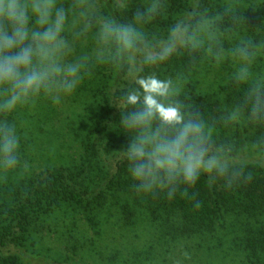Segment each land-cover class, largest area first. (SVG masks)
Masks as SVG:
<instances>
[{"label": "clouds", "instance_id": "clouds-1", "mask_svg": "<svg viewBox=\"0 0 264 264\" xmlns=\"http://www.w3.org/2000/svg\"><path fill=\"white\" fill-rule=\"evenodd\" d=\"M239 6L225 12L188 0H0V169L16 170V116L39 99L76 95L97 70L124 73L117 107L118 152L139 193L165 191L203 176L231 187L264 166V23L251 28ZM251 8L264 7L246 4ZM161 22L164 26L161 27ZM184 60L183 70L162 66ZM210 74L231 91L216 111L190 101L188 87Z\"/></svg>", "mask_w": 264, "mask_h": 264}, {"label": "rangeland", "instance_id": "rangeland-1", "mask_svg": "<svg viewBox=\"0 0 264 264\" xmlns=\"http://www.w3.org/2000/svg\"><path fill=\"white\" fill-rule=\"evenodd\" d=\"M217 10L239 6L245 23L255 28L264 23L260 0H208ZM172 65L165 74L183 70ZM112 69H100L86 80L75 96L53 105L39 99L16 116L21 134L20 163L16 170L0 169V195L20 183L52 168H67L81 175L86 188L105 184L107 171L130 138L113 143L109 137L95 140L96 117L100 116L103 87ZM189 85L192 103L199 96L220 104L231 91L215 75L210 83L196 79ZM96 146V148H95ZM99 150V157L95 151ZM101 160V161H100ZM113 173V172H112ZM179 213L172 210L166 193H139L117 187L106 194L104 205L82 208L63 203L49 214H40L31 229L22 264L30 259L60 264H264V252L249 247L264 229V209L230 211L211 232H191L184 228Z\"/></svg>", "mask_w": 264, "mask_h": 264}, {"label": "trees", "instance_id": "trees-1", "mask_svg": "<svg viewBox=\"0 0 264 264\" xmlns=\"http://www.w3.org/2000/svg\"><path fill=\"white\" fill-rule=\"evenodd\" d=\"M187 2L188 0H169L170 11H179ZM204 2L208 4V0ZM220 11L225 12V8ZM163 26L164 22H161V27ZM185 63L180 60L171 65L165 64L162 68L167 72L173 64L185 67ZM123 75V72L117 75L112 69L104 84L100 116L96 117L95 123V133L99 137L95 140L96 146L104 137L119 144L129 138L124 134L118 135L119 128L116 126L122 115L121 110L115 107L118 104L120 86L124 83ZM194 102L202 110L214 112L218 109L217 103L209 102L201 96ZM95 155L99 157V150L95 151ZM112 166L113 170L107 171L105 184L101 188L89 190L81 182L80 174L60 167L48 169L20 183L3 196L0 195V264L23 263L25 257L22 250L26 248L38 215L49 214L63 203L82 208L101 207L106 194L115 187L118 191H126L128 188L136 190L135 182L127 171L126 160L114 159ZM247 166L251 171V180L235 183L231 187L220 180L213 181L203 176L193 187L181 186L172 199L166 194L172 210L180 214L184 228L195 233L211 232L230 211L263 210L264 166H260L255 159L249 160ZM249 247L264 252V229L259 232L255 241H249ZM29 261L30 264H60L45 259Z\"/></svg>", "mask_w": 264, "mask_h": 264}]
</instances>
